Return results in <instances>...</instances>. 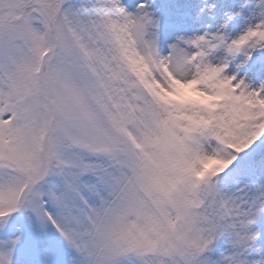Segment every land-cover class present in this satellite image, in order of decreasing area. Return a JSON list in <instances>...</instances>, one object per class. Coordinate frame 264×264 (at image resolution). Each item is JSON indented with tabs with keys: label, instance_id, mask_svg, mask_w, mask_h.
<instances>
[{
	"label": "snow or ice",
	"instance_id": "snow-or-ice-1",
	"mask_svg": "<svg viewBox=\"0 0 264 264\" xmlns=\"http://www.w3.org/2000/svg\"><path fill=\"white\" fill-rule=\"evenodd\" d=\"M262 215L264 0H0V264H264Z\"/></svg>",
	"mask_w": 264,
	"mask_h": 264
},
{
	"label": "rangeland",
	"instance_id": "rangeland-1",
	"mask_svg": "<svg viewBox=\"0 0 264 264\" xmlns=\"http://www.w3.org/2000/svg\"><path fill=\"white\" fill-rule=\"evenodd\" d=\"M126 3H128L130 5L131 3V0H125ZM164 38H167V36L165 35ZM163 54V52H162ZM253 227H259L260 229V232H261V235L260 237H258V242L261 244V245H264V215L261 216V219L260 221L258 222V224H254ZM227 239L226 236H223L219 239V241L217 242L216 244V248L218 250H222L224 247H225V243L224 241Z\"/></svg>",
	"mask_w": 264,
	"mask_h": 264
}]
</instances>
